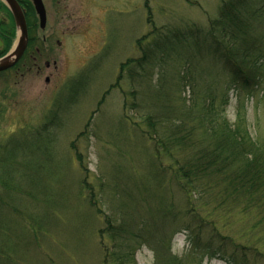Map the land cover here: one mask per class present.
Here are the masks:
<instances>
[{
    "label": "rangeland",
    "instance_id": "obj_1",
    "mask_svg": "<svg viewBox=\"0 0 264 264\" xmlns=\"http://www.w3.org/2000/svg\"><path fill=\"white\" fill-rule=\"evenodd\" d=\"M219 4L220 0H61L54 10L46 3L47 26L36 36L49 38V55L37 62L40 71L33 67L29 72L0 73V146L27 132L24 142L15 144L12 139L13 146L22 145L15 151L10 147L13 152L8 153L25 158V163L4 161L0 147V264H101L103 246L109 242L99 232L104 217L114 215L113 207L127 201L128 194L140 207L149 203V195L163 196V189L154 187L160 170L142 118L154 111L155 103L144 97L140 109L125 111L127 101H132L127 75L100 101L118 78L120 65L140 57L138 39L155 28L187 23L206 28ZM81 74L88 78L87 85L70 88ZM142 89L153 91L148 85ZM257 94L245 102V112L251 135L264 139V91ZM234 97L231 92L226 112L230 122L236 114ZM54 109L56 123L36 137ZM170 164L165 160L162 166ZM83 179L89 189L81 187ZM172 191L175 197V187ZM171 252L189 264L200 259L201 264H225L192 252L184 233L173 237ZM135 259L137 264H154L153 252L144 246Z\"/></svg>",
    "mask_w": 264,
    "mask_h": 264
},
{
    "label": "trees",
    "instance_id": "obj_2",
    "mask_svg": "<svg viewBox=\"0 0 264 264\" xmlns=\"http://www.w3.org/2000/svg\"><path fill=\"white\" fill-rule=\"evenodd\" d=\"M35 46L29 43L27 51ZM10 47L11 41L0 57ZM36 47L42 55V47ZM136 50L140 57L120 65L118 78L100 102L127 75L132 101L126 99L125 111L140 109L144 97L155 103L154 111L142 118L160 170L154 187L162 188L163 196L149 195L150 204L140 207L128 194L127 201L113 207L114 215L104 217L99 232L109 242L101 264H137L135 254L143 246L153 252L154 264H189L171 252L178 233L202 256L225 264H264V139L251 135L245 112V102L264 91V0H220L206 28L194 23L155 28L137 40ZM87 83L81 74L69 84ZM144 85L153 91H143ZM231 92L237 103L234 122L226 113ZM58 109L48 112L36 137L56 123ZM25 134L21 131L0 146L4 161L25 163V158L8 155L22 145L14 147L12 139L24 142ZM165 160L171 164L164 168ZM81 184L89 189L85 179Z\"/></svg>",
    "mask_w": 264,
    "mask_h": 264
},
{
    "label": "flooded vegetation",
    "instance_id": "obj_3",
    "mask_svg": "<svg viewBox=\"0 0 264 264\" xmlns=\"http://www.w3.org/2000/svg\"><path fill=\"white\" fill-rule=\"evenodd\" d=\"M19 7L26 26L27 30V45L26 48L20 57L19 61L7 71H21L26 70L29 72L33 67H36V70L39 72L40 67L37 66V62L47 57L49 49H46L45 46L49 44V38L36 36L37 31H44L48 22V11L46 9V3L49 5V8L56 10L57 5L61 0H41L44 12H45V26L42 29L40 26L39 16L37 15L32 0H13ZM14 31V35H11V31ZM31 32V33H30ZM17 38V28L13 18L11 7L7 0H0V52L3 50V46L8 44L11 41V47L14 45ZM29 43L34 45H39L42 47V51L47 52V54L40 55V49L34 47L33 51H27ZM11 49V48H10ZM9 49V50H10ZM8 50V52H9ZM27 51V54L25 52ZM7 52V53H8ZM44 53V52H43ZM20 64V65H19ZM16 65H19L15 70H12ZM45 68H48L49 65L45 63Z\"/></svg>",
    "mask_w": 264,
    "mask_h": 264
},
{
    "label": "water",
    "instance_id": "obj_4",
    "mask_svg": "<svg viewBox=\"0 0 264 264\" xmlns=\"http://www.w3.org/2000/svg\"><path fill=\"white\" fill-rule=\"evenodd\" d=\"M11 7L13 18L17 28L16 41L4 57L0 58V72L6 71L13 67L22 56L27 45V30L23 15L18 5L13 0H7ZM34 9L39 16L40 26L43 29L45 26V12L41 0H32Z\"/></svg>",
    "mask_w": 264,
    "mask_h": 264
}]
</instances>
